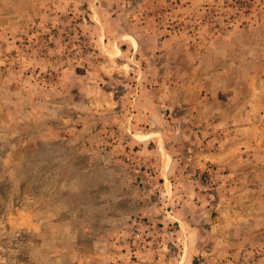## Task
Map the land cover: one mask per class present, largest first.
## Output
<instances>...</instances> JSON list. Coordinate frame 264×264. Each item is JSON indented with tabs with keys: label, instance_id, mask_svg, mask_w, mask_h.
Segmentation results:
<instances>
[{
	"label": "rangeland",
	"instance_id": "rangeland-1",
	"mask_svg": "<svg viewBox=\"0 0 264 264\" xmlns=\"http://www.w3.org/2000/svg\"><path fill=\"white\" fill-rule=\"evenodd\" d=\"M0 264H264V0H0Z\"/></svg>",
	"mask_w": 264,
	"mask_h": 264
}]
</instances>
